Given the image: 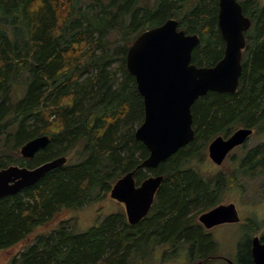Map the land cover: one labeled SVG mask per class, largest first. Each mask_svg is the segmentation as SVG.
<instances>
[{
	"label": "trees",
	"instance_id": "trees-1",
	"mask_svg": "<svg viewBox=\"0 0 264 264\" xmlns=\"http://www.w3.org/2000/svg\"><path fill=\"white\" fill-rule=\"evenodd\" d=\"M143 1L0 0V169L32 168L67 157L78 145L82 155L76 162L67 157L35 184L0 198V251L30 242L35 229L64 209L102 197L131 170L136 185L150 174L163 176L149 212L136 224L123 211L97 216L84 232L75 230L72 218L62 219L49 233L34 235L7 264H148L165 245L164 261L179 251L191 263L213 258L217 243L198 216L220 203L226 176L204 177L189 163L201 162L208 142L233 129L264 134V4L238 1L251 20L238 89L198 97L191 106L194 138L149 168L140 166L149 150L134 138L144 104L126 67L128 46L169 17L199 35L191 54L198 66L221 59L225 41L218 0ZM115 32L110 47L108 35ZM42 134L49 143L23 157L20 146ZM246 151L230 172L229 186L238 174L264 175V139ZM238 255L240 264H253L248 240Z\"/></svg>",
	"mask_w": 264,
	"mask_h": 264
},
{
	"label": "water",
	"instance_id": "water-1",
	"mask_svg": "<svg viewBox=\"0 0 264 264\" xmlns=\"http://www.w3.org/2000/svg\"><path fill=\"white\" fill-rule=\"evenodd\" d=\"M218 6V28L225 48L214 65L198 66L191 62L192 50L200 37L178 28L174 17L142 30L127 48L126 67L135 78L144 104V118L134 131V138L149 150L140 163L142 167L156 168L194 138L191 106L198 97L211 90L234 93L238 89L244 32L251 20L243 13L238 0H218ZM251 133L252 128L240 127L226 137H214L207 146L209 158L221 164L228 152L243 144ZM48 143L47 134L35 136L20 146L19 153L30 158ZM66 161L67 157L61 155L32 168L18 164L1 168L0 198L35 184ZM134 173L131 170L123 174L109 190L111 198L124 204L129 224H136L149 212L163 180L160 174L149 175L136 185ZM238 219L233 203L217 205L198 216L206 228ZM252 257L254 264H264V242L258 237L252 239ZM228 263L235 264L231 260Z\"/></svg>",
	"mask_w": 264,
	"mask_h": 264
},
{
	"label": "rangeland",
	"instance_id": "rangeland-1",
	"mask_svg": "<svg viewBox=\"0 0 264 264\" xmlns=\"http://www.w3.org/2000/svg\"><path fill=\"white\" fill-rule=\"evenodd\" d=\"M146 1L148 0H144L143 3H146ZM258 2L261 5L264 4V0H258ZM115 36H119V33L115 32L108 35V45L110 47L112 46L110 43L114 40ZM263 139L264 134L258 135L253 132L245 142V145L243 144V146H239L231 151L221 165L215 164L209 158L207 147L205 150L206 155L201 162L192 161L189 163V165L197 168L204 177L214 176L217 172L225 174L226 182L223 186V192L219 196L220 202L235 203L241 216L239 222L222 223L209 231V233L213 235L217 246L211 252L213 258L209 259L204 264H229L227 263L229 260L233 262L237 261L239 245L244 244L247 235H252V227L264 223V175L249 177L239 176L238 174L234 186H229L228 181L230 172H233L237 167L239 158L242 157L248 148L256 145ZM78 149H80V145L74 147L71 154L67 156L69 160L70 157L72 158V162L79 161L82 158V155L77 154ZM69 160L68 162H70ZM117 211L124 212V205L111 198L109 191H107L102 197L95 198L80 208L62 210L56 217L49 220L45 226L35 229L34 233L31 235V241L34 235L46 234L55 229L58 222L62 219L72 218L75 230L77 232H84L92 226L97 216H106ZM31 241H23L10 249L0 251V264H7L16 254L19 255L22 247L29 245ZM167 247L166 245L158 246L148 264H164L168 262L191 263L186 251H179L178 256L169 258L166 261L162 260V251L165 248L169 250V247ZM194 263L195 262L191 264Z\"/></svg>",
	"mask_w": 264,
	"mask_h": 264
},
{
	"label": "flooded vegetation",
	"instance_id": "flooded-vegetation-1",
	"mask_svg": "<svg viewBox=\"0 0 264 264\" xmlns=\"http://www.w3.org/2000/svg\"><path fill=\"white\" fill-rule=\"evenodd\" d=\"M239 146H243V144L242 145H238V146H236V147H234L233 149H231L230 151H229V153L231 152V151H233L235 148H237V147H239ZM229 153L227 154V155H229ZM224 161V160H223ZM221 164H223V162L221 163ZM220 164V165H221ZM231 203H233V202H231ZM219 204H228V203H219ZM234 205H235V208H236V211H237V214H238V216H239V219L237 220V221H229V222H223V223H233V222H239L240 221V212H239V209L237 208V205L235 204V203H233ZM220 224H222V223H219V224H216V225H214V226H212V227H210V228H206L205 226H203L204 227V229L206 230V232H208L209 233V231L213 228V227H215V226H217V225H220ZM252 235L251 236H249V235H247V238H246V240H248L249 241V250H250V255H251V258H252V263L254 264V262H253V257H252V239L254 238V237H258L259 238V240L261 241V242H264V223L263 224H257L255 227H252ZM211 234V233H210ZM212 235V234H211ZM213 236V235H212ZM238 254H239V250H238ZM239 256V255H238ZM239 258V257H238ZM197 262H200V264H202L201 262V260H198V261H196L195 263H197ZM177 263H179V262H177ZM194 263V264H195ZM228 263V262H227ZM234 263L235 264H240L239 263V260H237V261H234ZM164 264H166V263H164ZM183 264V263H182Z\"/></svg>",
	"mask_w": 264,
	"mask_h": 264
},
{
	"label": "bare ground",
	"instance_id": "bare-ground-1",
	"mask_svg": "<svg viewBox=\"0 0 264 264\" xmlns=\"http://www.w3.org/2000/svg\"><path fill=\"white\" fill-rule=\"evenodd\" d=\"M244 14H245V12H244ZM81 81H82V80H81ZM250 148H251V147H250ZM242 151H243V150H242ZM246 152H247V151H246ZM244 156H246V155H244ZM239 161H240V160H239ZM245 163H246V162H245ZM245 163H244V164H245ZM244 167H245V166H244ZM237 170H238V169H237ZM243 171H244V170H243ZM245 180H246V179H245ZM204 262H205V261H204ZM201 263H202V262H201Z\"/></svg>",
	"mask_w": 264,
	"mask_h": 264
}]
</instances>
